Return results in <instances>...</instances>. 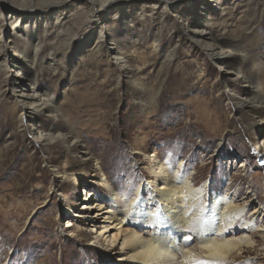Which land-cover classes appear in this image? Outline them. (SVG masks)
<instances>
[{
    "label": "rangeland",
    "instance_id": "rangeland-1",
    "mask_svg": "<svg viewBox=\"0 0 264 264\" xmlns=\"http://www.w3.org/2000/svg\"><path fill=\"white\" fill-rule=\"evenodd\" d=\"M23 1L0 5V27L17 36L0 33V264H125L94 238L86 193L107 206L104 183L134 196L169 155L171 172L182 161L198 184L252 190L244 218L264 204V0H28L48 13L32 24L9 16ZM181 17L204 30L199 41ZM15 54L34 72L13 75ZM17 78L36 86L39 108H24ZM257 234L233 264H264Z\"/></svg>",
    "mask_w": 264,
    "mask_h": 264
},
{
    "label": "bare ground",
    "instance_id": "bare-ground-1",
    "mask_svg": "<svg viewBox=\"0 0 264 264\" xmlns=\"http://www.w3.org/2000/svg\"><path fill=\"white\" fill-rule=\"evenodd\" d=\"M66 1L69 0H53L48 5L53 8ZM4 2L0 0V5ZM115 2L117 0H103L101 6H111ZM9 13L12 19L21 20L23 24L48 18L42 4L28 0L17 4V9L10 8ZM181 18L188 28L187 36L199 41L198 34L204 33V30L197 25H190L186 17ZM1 29V38L17 37L15 33ZM41 44H36V54ZM220 48L223 49L215 39L209 55L224 68L228 62V51ZM4 51L10 54L6 45L1 44L0 52ZM112 55L113 60L125 64L120 50L112 52ZM20 57L16 54L13 56L12 74L26 76L34 72L32 67L26 69L21 65ZM24 80L17 78L15 84L12 83L13 92L17 93L25 109L39 108L43 101L38 89ZM260 140L264 142V138ZM260 153L264 154V146ZM173 165L170 155L162 160L156 158L151 166V176L135 188L136 193L131 197L124 198L115 187L104 183L109 190L110 206L93 190L87 191L81 209L86 210V220L93 230L94 238L103 240L111 249L119 246V259L125 264H233L247 248L257 247L252 232L264 238V204L260 201L249 217L244 218L247 205L255 195L252 190L248 189L243 196L238 192L223 194L208 182L196 183L182 161L177 164L174 173L171 172ZM145 190H148L147 197L143 195ZM240 220L241 231L236 233ZM67 222L68 226L73 225ZM185 231H191L195 236L192 245L180 241Z\"/></svg>",
    "mask_w": 264,
    "mask_h": 264
}]
</instances>
